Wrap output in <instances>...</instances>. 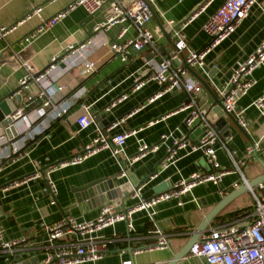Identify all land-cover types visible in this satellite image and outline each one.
Instances as JSON below:
<instances>
[{"label":"crops","instance_id":"crops-1","mask_svg":"<svg viewBox=\"0 0 264 264\" xmlns=\"http://www.w3.org/2000/svg\"><path fill=\"white\" fill-rule=\"evenodd\" d=\"M71 1L0 0V27L6 29L3 32L6 34L0 36V97L18 87L20 79L25 74L34 75L42 72L48 66L50 56L60 54L67 42L92 40L84 49V57L95 62L92 72L86 73L81 65L67 68L64 61L59 62L61 69L54 72L56 82L66 86L54 96L55 101H61L78 88H83L80 97L73 102L66 115L52 119L49 124L46 123V133L41 134L21 154L5 161L3 159L9 155L11 141L21 137L18 140L26 143L27 138L35 134L36 123L33 122V128L28 130L24 121H16L14 126L18 134H25L14 137L10 133L12 136L10 139L0 124V226L8 239L26 237L34 248V253L24 255L23 259L37 256V264H41L47 250H52L58 243L64 241L60 239L49 242L45 238L41 223L54 222L64 215H71L77 220H89L96 217L106 203H113L118 209H122L124 206L132 205L137 199L130 196L124 200L106 199L102 202L97 197L92 199L85 197L82 191L76 190L88 182L104 178L111 179L116 187L139 185L141 197L150 198L156 192L164 190L193 172L205 173L211 170L203 151L189 148V145L199 140L203 132L197 131L195 124L192 129H187L184 124L187 110H180V107L188 98V94L184 90H174L146 103V100L159 90L155 81H148L136 91L131 89L134 76H148L151 65L158 62L161 57H170L176 40L174 28L179 27L182 21L193 13V17L182 27V32L192 49L202 48L208 41V36L201 27L202 23L221 0L210 2L153 0L152 6L164 29L170 32V40H167L152 16L148 26L155 34L153 44L145 46L140 51L133 50L126 61L113 56L107 44L108 41L116 39L121 23H114L108 28H94L96 24L103 23L111 12L108 0H104L102 6L95 12H89L83 6L77 5L69 9L60 21L40 32L41 34L31 42H24V36L34 27L65 9ZM121 1L127 3L132 0ZM34 7L40 9L26 16L25 14ZM168 19L174 21L173 27L168 25ZM131 32L128 30L122 39L130 36ZM263 38L264 0H259L250 7L248 14L241 19L231 34L207 52L202 66L192 67L221 98L219 89L226 86L234 70L255 51ZM189 74L198 81L190 72ZM252 75L256 83L238 99L236 108L242 112V117L247 122L246 132L254 142H258L264 132V119L252 105V101L264 93V64L254 69ZM36 90L37 86L32 84L31 93H35ZM123 94H126V97L121 99ZM113 100L114 104H111ZM195 100L204 111L210 110L213 105V98L204 88L195 95ZM82 104L89 105L93 122L79 130L76 118L82 112ZM142 104L145 105L140 107ZM16 105L18 108L20 102ZM133 110L135 111L127 116L124 122L109 127L111 122ZM103 114L106 123L101 125V120H97L96 117ZM209 115L213 123L216 116L212 112H209ZM33 116L31 114L30 118ZM104 118L102 117V120ZM228 129L230 134L225 141L227 146L235 151L234 158L239 169L233 165L220 142H216L214 147L217 161L228 171L221 176L219 184L205 182L194 187L191 192L183 194L181 204L173 198L156 204L153 208V218L157 226L168 235L169 246L141 252L133 256V264H164L188 241L215 204L243 184V178L252 179L264 173L261 164L246 153L249 146L247 137L230 121ZM103 130L106 131L107 138L127 130H135L136 133L126 139L123 153L118 158L113 157L110 150L105 148L78 164L52 170L48 168L50 164L79 154L83 146ZM182 132L192 136L187 137V147L178 150L176 160L162 168L161 162L165 156L166 145ZM217 132L220 135L219 131ZM138 139L150 145L158 144V147L139 160L125 162L128 156L136 153ZM259 158L264 161V149L259 151ZM119 162L125 166L124 177H118ZM43 167V175L39 173L37 177H28ZM47 180L54 185L56 189L54 194L45 190ZM14 182H17L16 185H11ZM234 183H238V187L235 188ZM252 204L253 197L250 191L241 194L227 203L206 229L218 223L228 222L232 217L243 213L236 214V211L245 209L247 212L252 208ZM132 223L135 232L148 234V225L150 227L151 221L144 210L133 214ZM113 231L118 236H126L125 222H117L101 233L111 237ZM128 243L131 247L138 244L134 240L123 243L113 240L108 244V252L103 258L79 264H120L123 259L129 257L128 251L125 253L120 251L123 246L127 247ZM0 264H7L2 255ZM178 264H203V259L186 254Z\"/></svg>","mask_w":264,"mask_h":264},{"label":"built area","instance_id":"built-area-1","mask_svg":"<svg viewBox=\"0 0 264 264\" xmlns=\"http://www.w3.org/2000/svg\"><path fill=\"white\" fill-rule=\"evenodd\" d=\"M108 1L111 12L103 23L96 24L94 28L98 29L101 26L108 28L114 23H121L116 39L108 41L107 44L113 56L119 57L121 61H126L133 50L140 51L145 46L153 44L155 34L148 26V22L152 17L150 4H152L153 0H132L127 3L121 0ZM210 1L212 0H207V2ZM258 1L221 0L215 10L202 23L201 27L206 32L208 41L200 49H192L186 42L182 32V27L194 15V13L190 14L185 21H182L179 27L174 28L173 33L176 40L174 41V48L170 53V57H161L158 62L151 65V71L148 76L141 77L136 75L133 78L131 91L140 89L150 80L158 84L159 90L149 97L146 103L152 102L162 94L174 90H184L188 94V102L180 107V110H187L184 124L187 129H192L194 124L200 121L203 128V133L198 143L189 145V148L190 150L200 149L203 151L211 165V170L205 173L193 172L187 177L180 178L166 191L155 194L150 198L141 197V186L138 185L133 190L132 197L137 199L132 205L118 209L115 204L106 203L101 207L97 216L89 220H77L71 215H64L54 222L41 223L45 238L49 242L64 240L52 250L45 252L41 264L95 262L105 256L109 249L108 244L113 240L122 241V243L134 240L138 243L129 251V257L123 259L120 264H133V256L141 252L166 248L169 246L168 235L154 221L153 208L155 205L171 198L176 199L178 204H181V196L191 192L197 185L205 182L219 184L221 176L228 169L222 168L217 161L214 145L218 141L221 147L226 150L233 165L238 168L234 158L235 151L227 146L226 137L221 138L211 126L209 112L202 110L195 100V95L203 89L201 83L194 80L185 67L180 64H173L172 61L178 57L180 52H183L185 61L190 66H202L207 52L227 38L241 19L248 14L250 7L253 4H257ZM103 2L104 0H72L65 9L41 21L29 34L24 36L23 40L26 43L31 42L41 34L40 32L47 30L60 21L69 9L77 5L83 6L89 12H95L102 6ZM39 9L40 7H34L33 11ZM28 15L30 14H26V16ZM173 22L172 19L167 20L168 25L172 27ZM5 30V27H0V36L6 34L3 33ZM128 30H131L132 34L122 39ZM91 43V39L83 42H67L63 45L60 54L50 56L49 64L42 72L34 75L25 74L19 81V85L23 86V89L18 91L20 105L11 117L15 121H24L28 130L33 128V122L36 123L34 125L35 134L41 135L47 132L46 123L49 124L52 119L66 115L73 102L80 97L83 88H78L61 101H55L54 96L64 90L66 86L56 82L54 72L61 69L59 66L60 61H64L67 68L81 65L86 73L92 72L95 68V62L84 57V49ZM263 64L264 38L255 51L234 70L226 86L219 89L224 110L234 113L239 124L244 128L247 122L242 117V112L237 110L236 103L256 83L252 73L254 69ZM32 84L37 86L35 93H31ZM125 97L126 94H123L121 99ZM144 105L142 104L140 107ZM252 105L264 119V93L257 96L252 101ZM81 107L82 112L76 118L79 130L88 127L93 122L89 105L82 104ZM134 111L115 120L110 127L124 122L125 118ZM31 114L34 115L33 118H30ZM135 133V130L122 131L114 134L110 141L100 133L86 143L79 154L48 168L52 170L61 166L78 164L105 148L110 150L113 157L118 158L123 153L126 139L135 135ZM186 134L182 132L178 137L172 138L170 144L166 145L165 156L161 162L162 168H166L176 160L178 150L187 147ZM162 138L165 139L166 137L162 136ZM19 142L20 140L12 142L9 152H16L21 148L23 143L22 141ZM261 142H264V132L260 140L255 142V147L257 148ZM157 147L158 144L150 145L138 139L136 153L128 156L125 162L139 160L149 152L156 150ZM252 151L253 147L249 145L246 149L247 155L251 156ZM38 174L36 171L28 177H37ZM124 176H126L125 166L120 163L118 177ZM244 182L246 180L243 178ZM16 183L14 182L11 185H16ZM233 186L235 188L238 187V183H234ZM45 190H48L51 194L55 193L56 189L50 180H47ZM250 192L253 197L252 208L248 209L247 212L244 211L232 217L228 222L212 225L203 231L198 241L190 247L187 253L189 256L202 258L203 264H264V183H259L254 188H251ZM142 210L147 213L151 221L148 234H139L135 232L133 227V214ZM120 221L126 224V236H118L115 231L111 233V237H106L101 233L105 228L113 227ZM120 251L125 253L128 250L123 246ZM33 253L34 248H32L25 236L8 239L4 236V230L0 226V255H6L5 260H10L16 254L32 255Z\"/></svg>","mask_w":264,"mask_h":264},{"label":"water","instance_id":"water-1","mask_svg":"<svg viewBox=\"0 0 264 264\" xmlns=\"http://www.w3.org/2000/svg\"><path fill=\"white\" fill-rule=\"evenodd\" d=\"M150 9H151V12H152V16L156 19V21H157L159 27L161 28L164 36L167 38V40H170V34H169L170 32H168V31H166L164 29V27L162 25V22L158 18V15H157L154 7L152 6V4H150ZM32 12H33V8L30 9L28 11V13H26V14H31ZM104 27L105 26H101L100 28H104ZM173 48H174V43H173ZM172 63L173 64H180L183 67H185L188 70V72H190L193 76H195L198 79V81L201 83L202 87L204 89H206V91L213 98V105L210 108V110H208L207 112H212L216 116V120L213 123L211 122V126L216 131H219L220 137L221 138H225V137H227L230 134V130L228 129L229 121H230L233 125H235L247 137V140L249 141V145L251 147H253V151H252L251 157L256 159L261 164V166L264 168V161L259 158V151L261 149H264V142H261L257 146V148L255 147V142L248 135V133L246 132L245 128L242 127L239 124V122H238L236 116L234 115V113L226 112L224 110L221 98H219L214 93V91L211 89L209 84L202 77H200L198 75V73L195 71V69L192 66H190L188 63H186L185 56H184L183 52H180L178 57L175 58L172 61ZM203 68L205 70H207L206 67L203 66ZM22 89H23V86L19 85L18 87L14 88L13 90L9 91L8 93H6L2 97H0V124H1V126H3L5 128V131L7 133L8 139L12 138L10 133H12L14 137L15 136L19 137L20 135L23 136L25 134V133L24 134L23 133H21V134L19 133L18 134V132L16 131V128L14 126L16 121L11 117V115L16 111V108H17L16 103H18L19 100H20V96L18 94V91L22 90ZM114 101L115 100H113L111 102V104ZM187 102H188V99H186L184 101V104L187 103ZM104 116L105 115L103 114V115H97V117H96L97 120H101V125L106 123V119L104 118ZM92 117H93V115H92ZM102 117L104 118L103 120H102ZM113 123L114 122H111L109 124V127ZM195 126L197 127V131L203 132V128L201 127V122L200 121H198L195 124ZM100 133L103 134L104 136H106V131L105 130H103V132L100 131ZM186 135H187V137L188 136L192 137L188 133ZM39 136H40V134H33L31 137L27 138V142L24 143L21 146V148H19L16 152H9V155L6 158H4L3 161H5V160H7L9 158L15 157L16 155L21 154L22 151H24L27 146H29L30 144L35 142ZM20 138H17V140L20 139ZM107 139H108V141L111 140V138H107ZM11 143H12V141H11ZM197 143H198V140L195 141V144H197ZM57 163L58 162L50 164V165H48V167L52 166V165H55ZM43 171H44V167L40 168L37 172L41 173L43 175ZM259 183H264V173L259 174L258 176L254 177L252 179H247L246 182H244L241 186H239L238 188L232 190L230 193L225 195L206 214V216L204 217L202 222L199 224V226L196 227L195 231L190 236L188 241L182 246V248L179 251L175 252L168 260H166V262L164 264H178L180 262V260L183 259L185 257V255L188 253L190 247L196 241H198L201 233L207 228V226L210 224V222H212L214 220V218L222 210V208L227 203H229L231 200H233L234 198L240 196L241 194H243V193H245L247 191H250L251 188H254ZM137 186L138 185H134V186L123 185V186H120V187H116L111 179L101 178V179H96V180H93L91 182H88L87 184H85V185L81 186L80 188H78L76 191H82L83 195L85 197H88V198H91V199L94 198V197H97L102 202H104L106 199H111V200L118 201L119 199L120 200H124L126 197L132 196L133 190L136 189ZM169 187L170 186H168L167 188H165L162 191L156 192L155 194H159L161 192H164ZM121 193H122V195H121ZM0 203H1V200H0ZM125 207L126 206H124L123 208H125ZM0 213H1V209H0ZM126 249L129 252V251H131L132 247L128 244ZM2 257L5 258L6 255H2ZM23 257H24V255L16 254L10 260H6V262H7V264H37V261H38L37 256H28L27 259H23Z\"/></svg>","mask_w":264,"mask_h":264},{"label":"trees","instance_id":"trees-1","mask_svg":"<svg viewBox=\"0 0 264 264\" xmlns=\"http://www.w3.org/2000/svg\"><path fill=\"white\" fill-rule=\"evenodd\" d=\"M244 211H246V210L245 209H241L239 211H236L235 213L238 214L239 212H244ZM148 228H149V225H148Z\"/></svg>","mask_w":264,"mask_h":264}]
</instances>
